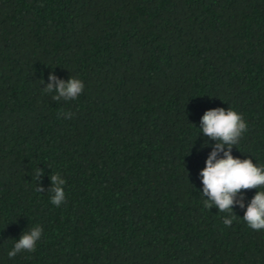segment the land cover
Segmentation results:
<instances>
[{
  "label": "trees",
  "instance_id": "obj_1",
  "mask_svg": "<svg viewBox=\"0 0 264 264\" xmlns=\"http://www.w3.org/2000/svg\"><path fill=\"white\" fill-rule=\"evenodd\" d=\"M53 74L82 93L53 99ZM218 107L248 124L232 155L264 166V0H0V264H264L243 220L264 189L204 207Z\"/></svg>",
  "mask_w": 264,
  "mask_h": 264
},
{
  "label": "clouds",
  "instance_id": "obj_2",
  "mask_svg": "<svg viewBox=\"0 0 264 264\" xmlns=\"http://www.w3.org/2000/svg\"><path fill=\"white\" fill-rule=\"evenodd\" d=\"M53 83H49L45 92H52L54 87L58 95L53 99L58 100L60 97L65 99H76L83 91V81L72 78L65 83L60 80L57 83V77L53 74L50 76ZM64 113H62L63 115ZM72 113H67L65 118H71ZM248 124L243 115L232 110L230 107L226 110L222 107L208 110L202 117V131L213 140L218 141L215 149L208 157L206 167L202 170L203 178V195L207 197L204 201V207L211 209L213 206L218 207L220 212L233 213V204L236 202L237 194L242 190L264 189V166H258L251 158L240 159L232 155V146L237 145L243 133L247 131ZM228 150L224 156L218 157V153ZM40 169L36 171V178H39ZM54 196L51 198L53 205L59 206L65 200V191L63 185L65 179L60 175L53 174ZM37 191H43L37 188ZM241 207L244 206L243 197L240 200ZM235 215H230L223 220L226 226H231ZM243 220L248 227L253 230H264V190H259L248 204ZM43 229L40 226H34L30 231L24 234L16 241L14 248L8 252L10 258L15 257L22 251L34 252L37 241L41 239Z\"/></svg>",
  "mask_w": 264,
  "mask_h": 264
}]
</instances>
